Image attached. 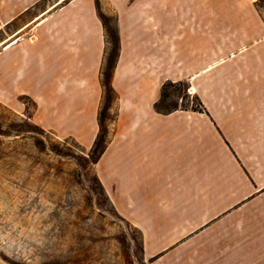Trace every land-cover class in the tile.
<instances>
[{"label": "crops", "instance_id": "crops-1", "mask_svg": "<svg viewBox=\"0 0 264 264\" xmlns=\"http://www.w3.org/2000/svg\"><path fill=\"white\" fill-rule=\"evenodd\" d=\"M117 110L98 178L147 264H264V20L252 0H100ZM110 41L96 0H0V102L91 148ZM167 80L205 108H157Z\"/></svg>", "mask_w": 264, "mask_h": 264}, {"label": "rangeland", "instance_id": "rangeland-1", "mask_svg": "<svg viewBox=\"0 0 264 264\" xmlns=\"http://www.w3.org/2000/svg\"><path fill=\"white\" fill-rule=\"evenodd\" d=\"M252 1L264 20V0ZM106 16L109 66L117 55L115 16ZM163 92L159 108H205L185 81ZM115 97L108 92L103 107L105 143ZM22 102V113L0 102V264H147L141 231L97 181L101 143L88 148L43 128L31 118L34 102Z\"/></svg>", "mask_w": 264, "mask_h": 264}, {"label": "trees", "instance_id": "trees-1", "mask_svg": "<svg viewBox=\"0 0 264 264\" xmlns=\"http://www.w3.org/2000/svg\"><path fill=\"white\" fill-rule=\"evenodd\" d=\"M97 1V5H98V12H99V15L102 19V21L104 22V25L106 27V31L108 33V38H109V27H108V17L103 13L101 12V10L99 9V0H96ZM114 38H115V42H116V54L118 55V51H119V36H118V32H117V28H116V25H115V34H114ZM109 40V39H108ZM117 55H116V58H117ZM108 56H109V52L107 54V57H106V61L104 63V66H103V72H102V84H103V88H104V98H103V101H102V105L100 107V111H99V115H98V120H99V126H100V129H99V132H98V135H97V138L94 142V145L93 147H96L97 145H99L100 143V153H99V156L103 153L104 149H105V141H104V136H102V132L104 131L103 130V116H104V112H103V107H104V103H105V100H106V95L108 92H113L115 94V91L111 85V77H112V70L114 68V65H115V61H116V58L114 60L113 63H110V65L108 66ZM174 82H171V81H166L163 86H162V96H163V91L166 87L167 84H173ZM162 100V98H161ZM160 104V103H159ZM158 105H156L157 108H159ZM110 109V103L107 104L106 106V112H108V110ZM194 109H200V108H194ZM103 141V142H101ZM97 161V160H96ZM97 181L99 183V185L102 187L103 191H105L104 189V186L103 184L101 183L100 179L97 178Z\"/></svg>", "mask_w": 264, "mask_h": 264}]
</instances>
